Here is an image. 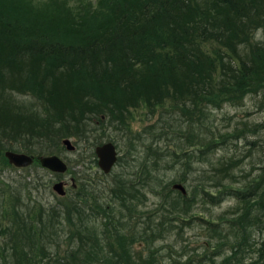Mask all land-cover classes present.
Returning a JSON list of instances; mask_svg holds the SVG:
<instances>
[{"label":"trees","instance_id":"1","mask_svg":"<svg viewBox=\"0 0 264 264\" xmlns=\"http://www.w3.org/2000/svg\"><path fill=\"white\" fill-rule=\"evenodd\" d=\"M64 2L66 0L62 5ZM56 3L49 6L44 15L35 14L34 9L33 24L40 26L36 37L22 36L19 26L0 16V44L10 52L7 60L13 64L26 60L52 61L54 80L59 77L66 86L65 99L57 104L66 109L65 118L81 111L77 123L82 126L86 112L103 114L104 118L119 122L129 116L130 107L144 104L156 109L168 102L176 108L178 119L190 127L183 143L176 144L174 153L168 155L167 161L173 160L179 170L183 168L163 184L168 192L160 195V208L186 223L184 218L198 197L203 203L216 206L226 196H232L237 205L230 206L229 212L239 209L232 219L239 228L234 231L229 253L222 260L224 264H264V165L251 181L232 186L233 182L227 184L224 179L228 175L235 177L233 172H228L235 167L233 158L222 156L217 162L211 161L218 144L222 145L220 151L227 147L234 152L239 149L241 155L261 145L264 140H249L246 132L256 134L264 129V123H255L252 127L243 123V128L236 130L239 128L236 127L234 134H230V142L227 133L210 130L208 136H203L198 132L209 123L208 118L204 119L209 106L219 107L225 102L242 105L248 95L253 104L264 111V40L253 41L257 29L264 34V0H80L74 9L67 3L64 8ZM46 26L52 35L82 36L77 42H49L43 33ZM86 89L88 98L84 95ZM1 103L0 146L19 143L17 137L21 136V130L27 132L26 137L42 138L44 130L49 132L51 127L55 128V122L44 126L35 119H23L21 112H17V119H12L13 111L7 102ZM69 121L77 120L69 118ZM69 130L65 133L71 135ZM81 131L77 132L82 134ZM218 137L224 138L223 143L218 142ZM27 148L30 152L33 150V147ZM260 152L262 160L264 150ZM159 159L157 157L155 162L159 163ZM205 162L210 165L209 171L199 170L197 176L202 179L195 185L188 184L189 176L196 175L191 170L193 166ZM208 173L210 187L203 181ZM122 179L120 177L109 187L110 202L97 203L100 198L95 199L89 208L92 214L100 211L104 215L100 232L96 224L92 223L95 228H90L82 221L87 208L81 210L78 205L73 209L62 206L63 212L53 207L45 212L39 204L32 213L27 205L28 212L2 205L0 216L8 222L2 227L5 234L0 244V264H157L153 251L148 258L135 257L130 249L132 244L143 240L150 248L154 238L164 237L173 227L181 231L184 226L171 223L157 229L148 225L149 230L140 231L138 235L130 233L123 225L117 229L116 220L122 217L116 218L113 214L112 200L131 212L132 218L136 216L137 196H145L135 182ZM175 183L181 184L185 193L171 189ZM14 197V202L19 204V190ZM60 214H64L66 223L62 222ZM146 217L150 220L149 215ZM75 218L77 223H74ZM208 218L207 222L200 218L212 226L206 229L205 251L202 256L195 257L192 248L186 264L214 262L213 257L223 253L227 239L214 225L215 219ZM171 219L168 217L164 223H170ZM72 223L74 229L68 230L66 236L71 244L69 251L66 257H58L50 249L52 245H66L59 235L66 233L65 226H73ZM246 253L251 258L248 262L243 260Z\"/></svg>","mask_w":264,"mask_h":264},{"label":"rangeland","instance_id":"2","mask_svg":"<svg viewBox=\"0 0 264 264\" xmlns=\"http://www.w3.org/2000/svg\"><path fill=\"white\" fill-rule=\"evenodd\" d=\"M54 2H57L55 5L58 7L64 8L67 3L69 7L74 9L80 3V0H66L64 5H62L63 0H0V16L4 21L13 25L16 24L14 25L16 27L19 26L22 36L36 37L40 26L33 24L32 19L36 17L34 9H36L35 14L40 12L39 14L44 15L46 14L45 11ZM98 23L99 21L94 24ZM45 28L43 33L49 42L60 41L68 43L75 40L77 42L82 36L52 35L48 30L49 28L47 26ZM263 40L264 34L262 30L257 29L254 32L253 41ZM5 51L3 45L0 44V101L7 102V105L13 111L11 113L12 119H17V112H21L20 116L23 119L26 117H29V120L35 119V121L44 126L49 122L53 124L55 122L56 125L55 128L51 127L49 132L44 130L41 135L45 136L42 138L26 137L27 132L21 130V136L17 137L19 143L13 142L0 146V208L2 205L7 206V209L18 207L22 208V211L28 212L29 210L32 213L33 208L40 204L44 207L45 212L49 211L51 207L55 208L57 212H63L62 206L65 209L68 207L73 209L74 206L78 205L81 210L87 208L82 216V221L90 228H95L92 223L96 224L97 230L100 232L103 228L104 215L100 211L92 214L89 208L95 199L100 198L96 200L97 203L99 201L110 202L108 199L109 187L121 177L124 182H135L145 196H137L134 212L136 216L134 217L133 215L132 218L131 212L125 207H120L118 201L112 200L113 203L111 204L114 206L113 214L116 218H120V215L122 217L120 221L116 220L117 229L123 225L124 228L127 227L130 233L134 232L138 235L140 231L149 230L148 225L157 229H163L171 223L184 226L181 231L173 227V230H169L170 232H167L168 234L164 237L154 238L150 248L145 245L143 240L135 241L130 247L135 257L142 260L143 258H148L149 253L153 251L152 255L157 264H186L188 263L186 262L188 260L187 256L191 254L190 250L192 248L196 252L192 256H202L203 251H205L204 243L208 240L206 229H210L212 226H210L209 222L201 221L200 218L207 219L212 217L215 219L214 225L223 232L227 243H224L225 246L222 247L223 253L214 256L215 261L210 263L221 264L220 262H222L224 264L222 259L226 253H229L227 251L230 249L229 243L234 238V231L239 228L232 220L235 218L236 214L234 212L238 208H233L229 212L230 206L234 207L237 205L236 200L232 196H226L224 201L216 206L205 204L198 197L192 204L191 211L186 218L182 216L186 223L179 220L178 217L173 218V215H168V210L163 211L160 208L162 202L160 195L168 192L167 189L164 190L163 184L178 175L176 173L183 168L181 166V170H179L173 160L167 161L169 160L168 155L174 153L176 144L183 143L190 127L188 123L184 124L178 119L179 113L176 108L171 107L168 102L165 103L163 108L157 106L156 109L147 108L144 104L138 108L130 107L129 116L127 115L123 121L120 120L119 122L118 120L111 121V119L104 118L103 114L86 112V118L83 121L85 123L82 126V123L81 125L78 124L77 118L81 111L74 112L73 117L67 116L65 118L66 109L57 104L58 102L61 103L62 99H65L64 91L66 86L60 82L61 79L59 77L56 78L59 81L54 80L51 70L54 69L51 67L53 66L52 61L50 62L49 59H41L42 61L26 60L13 64L7 60L10 52L7 53ZM84 92L85 97L88 98L89 92L87 89ZM59 95L63 96L59 97ZM1 102L0 104H2ZM207 110L208 113L204 119L208 118L209 123L206 128L198 131L203 136H208L210 130L220 131L221 133H227L226 138L229 141L232 137L230 134H234L232 132L236 127H239L236 130L243 128V123L247 127H252L259 122L264 123V111L255 106L248 95L245 96L242 105L225 102L219 107L209 106ZM69 118L77 121L70 122ZM66 125L69 128L65 127ZM38 129L44 128L39 127ZM67 130L72 134L65 133ZM78 130L79 132L82 130V134H79ZM246 133H248L246 137L249 140H264V129H261L256 134H251L249 131ZM64 139L70 141L71 145L74 146L73 150L66 148L63 143ZM223 141L224 138L218 137L219 143H223ZM107 142H111L115 146L117 161L109 173H104L97 164L98 159L95 154V147ZM217 146H219L217 148L218 151L214 155L211 154L212 162H217L218 158L222 156L231 157L235 161V167L232 170L231 168L228 170L229 174L233 172L235 177L228 175L229 178L224 179L227 184L233 182L232 186H240L247 181H251L253 177L259 175L262 171L261 166L264 165V159L261 160L260 158V150H264V141L261 142V145H255L256 147L254 146V148L243 152V157L239 149L234 152L232 148L229 149L227 147L224 148L226 150L220 151L222 145L218 144ZM27 147H33V150L30 152ZM6 150H11L15 153H25L33 156V158L55 154L63 160L67 165V169L64 172L55 173L40 166L37 159L32 164L18 167L5 156L4 152ZM157 157H160L159 163L155 162ZM205 164L207 163L193 166L191 170L196 175L189 176L188 184L195 185L202 179L197 176L200 173L199 170L209 171L210 165ZM209 173L203 177V181L208 187H210L207 184L210 180L208 177ZM149 174L153 178H147ZM59 181L63 183L65 195H60L53 189L54 183ZM173 185L170 186L171 189H174ZM184 185L187 189V184L185 183ZM18 190L21 197L19 204H17V201L14 202V195H17ZM187 190H190V186ZM26 205L28 210L25 209ZM34 215L36 216L37 214L35 213ZM60 215L63 218L62 222L66 223V219L63 217L64 214L63 216L62 214ZM147 215L150 216V220L147 219ZM168 217H171L173 221L164 223V220L168 219ZM219 217H221V220L218 219ZM208 219L206 222L209 221ZM77 220L74 223H77ZM7 222L8 220L5 217L0 216V244L3 242L2 239L5 234L2 227ZM162 222L164 223L163 225H161ZM72 225L68 228L65 226L66 233L61 232L59 235L60 240L66 241V245H52L50 249L55 251L58 257H66L69 251L71 244L66 236L68 230L74 229L75 225L73 223ZM187 226L189 227L187 228ZM48 231L52 232V230ZM111 240H113L112 242L115 241L113 237H111ZM187 248L189 251L185 253L184 250ZM180 252H183L182 256L179 255ZM5 258L12 260L8 256ZM249 259H251L250 255L248 253L244 254L243 260L248 262L250 261ZM205 261L208 260L203 262Z\"/></svg>","mask_w":264,"mask_h":264},{"label":"water","instance_id":"3","mask_svg":"<svg viewBox=\"0 0 264 264\" xmlns=\"http://www.w3.org/2000/svg\"><path fill=\"white\" fill-rule=\"evenodd\" d=\"M63 143L66 145L68 150H73L74 146L71 145L68 139H64ZM95 154L97 156V164L103 170L104 173H109L112 166L117 161V151L115 146L111 142H107L95 147ZM5 156L8 160L13 163L15 166L24 167L28 164H32L35 160L33 156L25 153H15L13 151H6ZM37 161L40 166L45 167L46 169L53 172H64L67 169V165L63 160L57 155H41L38 156ZM174 189L180 190L185 193L184 187L176 183L173 185ZM53 189L57 191L60 195H65L63 189V183L61 181L54 183ZM210 264V263H206Z\"/></svg>","mask_w":264,"mask_h":264},{"label":"bare ground","instance_id":"4","mask_svg":"<svg viewBox=\"0 0 264 264\" xmlns=\"http://www.w3.org/2000/svg\"><path fill=\"white\" fill-rule=\"evenodd\" d=\"M6 151H11V150H6ZM6 151H5V152H6ZM5 152H4V153H5Z\"/></svg>","mask_w":264,"mask_h":264}]
</instances>
